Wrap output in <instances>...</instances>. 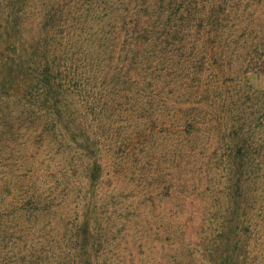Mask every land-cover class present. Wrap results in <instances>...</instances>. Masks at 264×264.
<instances>
[{
	"label": "trees",
	"instance_id": "1",
	"mask_svg": "<svg viewBox=\"0 0 264 264\" xmlns=\"http://www.w3.org/2000/svg\"><path fill=\"white\" fill-rule=\"evenodd\" d=\"M0 264H264V0H0Z\"/></svg>",
	"mask_w": 264,
	"mask_h": 264
},
{
	"label": "rangeland",
	"instance_id": "2",
	"mask_svg": "<svg viewBox=\"0 0 264 264\" xmlns=\"http://www.w3.org/2000/svg\"><path fill=\"white\" fill-rule=\"evenodd\" d=\"M48 163H49V162H47V164H48ZM51 165H52V166H55L53 163H51ZM57 166H58V165H57ZM42 173H43V172H42Z\"/></svg>",
	"mask_w": 264,
	"mask_h": 264
}]
</instances>
